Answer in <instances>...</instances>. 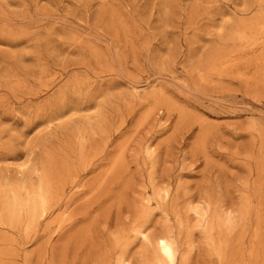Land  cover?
Masks as SVG:
<instances>
[{
    "label": "rangeland",
    "instance_id": "374dc122",
    "mask_svg": "<svg viewBox=\"0 0 264 264\" xmlns=\"http://www.w3.org/2000/svg\"><path fill=\"white\" fill-rule=\"evenodd\" d=\"M0 264H264V0H0Z\"/></svg>",
    "mask_w": 264,
    "mask_h": 264
},
{
    "label": "bare ground",
    "instance_id": "6f19581e",
    "mask_svg": "<svg viewBox=\"0 0 264 264\" xmlns=\"http://www.w3.org/2000/svg\"><path fill=\"white\" fill-rule=\"evenodd\" d=\"M160 245L164 254L169 255L170 253H172V247L166 240H160Z\"/></svg>",
    "mask_w": 264,
    "mask_h": 264
}]
</instances>
